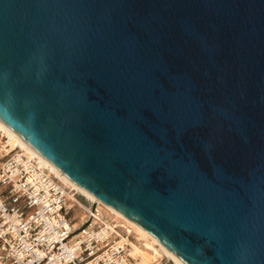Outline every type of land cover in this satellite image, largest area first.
I'll list each match as a JSON object with an SVG mask.
<instances>
[{"label":"water","instance_id":"water-1","mask_svg":"<svg viewBox=\"0 0 264 264\" xmlns=\"http://www.w3.org/2000/svg\"><path fill=\"white\" fill-rule=\"evenodd\" d=\"M0 121L183 264H264V0H0Z\"/></svg>","mask_w":264,"mask_h":264},{"label":"built area","instance_id":"built-area-1","mask_svg":"<svg viewBox=\"0 0 264 264\" xmlns=\"http://www.w3.org/2000/svg\"><path fill=\"white\" fill-rule=\"evenodd\" d=\"M75 195L35 155L2 137L0 264H133L120 237L130 238V229L97 203L81 207Z\"/></svg>","mask_w":264,"mask_h":264},{"label":"bare ground","instance_id":"bare-ground-1","mask_svg":"<svg viewBox=\"0 0 264 264\" xmlns=\"http://www.w3.org/2000/svg\"><path fill=\"white\" fill-rule=\"evenodd\" d=\"M4 136L11 139V141H16L20 145L21 148L29 151L32 155H35L39 159L40 163L44 167H47L62 183L71 187L73 190L81 194L86 199L96 202L101 207V208L100 207L98 208L101 211H103V213L107 216L108 219H112V218L107 212L102 210L103 207L105 208V210L107 209L106 211L114 214L118 218L127 222L133 229H135L136 233L138 232V235L142 239L141 242L140 240L137 239V242H140V244L137 243V245L132 244L129 238L125 239L124 236L119 234L122 240L126 241L129 245L128 254H129V257L133 260V264H155L158 262L160 258H162L163 255H165L174 264H183L176 256L168 252L160 243H158V241L154 237L149 235L147 232H145L143 229H141L140 227H138L137 225H135L128 219L124 218L122 215H120L115 210L103 205L102 203L97 201L92 195H90L89 193L81 189L79 186L71 182L69 179H67L51 163L46 161L33 148H31L26 142H24L16 133H14L10 128H8L5 124H3L0 121V139ZM69 198L75 199L71 197V195H69ZM119 224L124 225L123 223H119ZM75 227H77V224L75 225ZM125 227H128L130 229V233H132V230L129 226L125 225ZM131 237H133V233L131 234Z\"/></svg>","mask_w":264,"mask_h":264},{"label":"rangeland","instance_id":"rangeland-1","mask_svg":"<svg viewBox=\"0 0 264 264\" xmlns=\"http://www.w3.org/2000/svg\"><path fill=\"white\" fill-rule=\"evenodd\" d=\"M75 192H76V191H75ZM75 196H76V200H77V202L80 204L81 207L88 208V207H90V206L92 205V203H94V204H93V208L96 207V202H93V201H91V200L86 199V198L83 197L81 194H79V193L76 192V195H75ZM98 207H100V206L98 205ZM100 208H101V207H100ZM102 210H104L105 212H107V213L110 215V217H111L112 219H115L118 223H123L124 225L129 226V227L131 228V230H132V233H133V237L129 238V240L131 241L132 244H136V245H137V243L140 244V242L142 241V239H141L140 236L138 235V232L136 233L135 229H133V228H132L127 222H125V221H123L122 219L118 218V217L115 216L114 214L109 213L108 211H106L107 209L105 210L104 207L102 208ZM76 212H77V214L79 213L78 210H77ZM79 214H80V213H79ZM137 239L140 240V242H137ZM155 264H174V263H172V262H171V261L165 256V255H163L162 258H160V259L158 260V262L155 263Z\"/></svg>","mask_w":264,"mask_h":264}]
</instances>
